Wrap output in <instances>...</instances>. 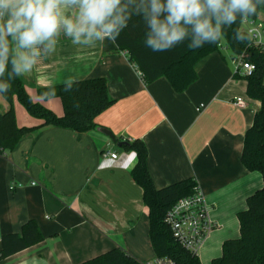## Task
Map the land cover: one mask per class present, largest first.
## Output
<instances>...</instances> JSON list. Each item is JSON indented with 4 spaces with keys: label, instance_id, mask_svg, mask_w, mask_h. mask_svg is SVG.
I'll return each instance as SVG.
<instances>
[{
    "label": "crops",
    "instance_id": "crops-1",
    "mask_svg": "<svg viewBox=\"0 0 264 264\" xmlns=\"http://www.w3.org/2000/svg\"><path fill=\"white\" fill-rule=\"evenodd\" d=\"M258 17L264 20V11ZM224 46L196 63L198 78L182 92L166 77L145 83L127 51L108 40L77 46L61 39L54 54L20 76L33 100L58 116L64 115L62 100L44 99L38 90L69 78L105 77L115 103L95 118L96 127L80 133L43 126L14 101L18 125L37 129L0 154V249L2 236L21 232L30 219L44 239L0 264H80L116 247L141 263L155 257L149 208L132 176L137 153L101 128L117 141L145 143L157 188L196 179L217 224L198 257L209 264L221 256L224 241L240 236L238 213L264 184L262 174L241 161L261 103L248 96L247 80L235 76L233 53ZM235 97L246 107L235 106ZM109 150L119 158L105 157Z\"/></svg>",
    "mask_w": 264,
    "mask_h": 264
},
{
    "label": "trees",
    "instance_id": "trees-1",
    "mask_svg": "<svg viewBox=\"0 0 264 264\" xmlns=\"http://www.w3.org/2000/svg\"><path fill=\"white\" fill-rule=\"evenodd\" d=\"M264 11L258 9L257 18ZM240 27L239 21L232 29H226L224 37L215 44H206L193 51L180 45L167 52H152L143 46L144 25L134 17L115 42L118 50L127 51L130 62L142 73L145 83L166 77L178 92H182L197 80L196 63L215 51L219 44L226 45L233 54L248 50L250 61L256 65L252 74L245 76L247 94L260 101L254 123L247 130L241 156L243 165L250 171H258L264 181V54L244 43L233 39V29ZM235 76L241 77L238 74ZM10 91L1 94L9 108L0 110V146L6 151L13 150L21 138L37 127H20L14 107L17 100L34 117L43 120L42 125H53L86 132L96 127L95 118L110 108L115 99L111 96L105 77L74 80L71 91H64V84L42 87L39 96L44 99L58 97L64 106V115L58 116L42 103L35 102L19 76L10 81ZM54 92V94H52ZM137 153V163L132 170L133 179L143 188V202L149 208V237L155 256L172 258L176 264H202L198 255L185 249L173 236L165 222L169 209L181 198L192 195L198 185L196 179L187 178L163 188H157L148 170V149L139 139L125 146ZM240 236L224 241L221 256L209 264H264V184L247 198V209L238 213ZM43 233L35 219L28 220L21 232L4 234L1 240L0 259L14 255L42 242ZM80 264H142L136 257L120 247L108 250Z\"/></svg>",
    "mask_w": 264,
    "mask_h": 264
},
{
    "label": "clouds",
    "instance_id": "clouds-1",
    "mask_svg": "<svg viewBox=\"0 0 264 264\" xmlns=\"http://www.w3.org/2000/svg\"><path fill=\"white\" fill-rule=\"evenodd\" d=\"M261 7L264 0H0V94L54 54L61 39L77 46L116 42L137 17L145 48L167 52L187 42L193 51L219 42L238 21L247 24ZM233 39L264 44V32L237 27ZM73 83L66 80L64 91Z\"/></svg>",
    "mask_w": 264,
    "mask_h": 264
},
{
    "label": "built area",
    "instance_id": "built-area-1",
    "mask_svg": "<svg viewBox=\"0 0 264 264\" xmlns=\"http://www.w3.org/2000/svg\"><path fill=\"white\" fill-rule=\"evenodd\" d=\"M257 27L264 32V20L250 18L247 24H241V28ZM221 49L225 46L219 44ZM251 48L260 50L264 54V44H253ZM250 53L245 50L232 55L235 74L247 76L253 73L256 65L249 59ZM142 77V73L139 71ZM232 103L240 108L246 107V101L242 97H235ZM204 105H201V107ZM200 109V107L198 108ZM7 151L0 146V154ZM105 157L118 159L119 154L116 151H105ZM165 222L172 230L173 236L185 249L198 255L207 240L210 238L217 224L212 215L211 207L207 201L204 191L197 185L192 195L181 198L167 212ZM142 264H176L170 257L155 256L153 259Z\"/></svg>",
    "mask_w": 264,
    "mask_h": 264
},
{
    "label": "water",
    "instance_id": "water-1",
    "mask_svg": "<svg viewBox=\"0 0 264 264\" xmlns=\"http://www.w3.org/2000/svg\"><path fill=\"white\" fill-rule=\"evenodd\" d=\"M103 133L107 134L108 136L111 137V139L117 143L118 146H124V145H129V141L123 140V141H117V138L113 135V133L107 129V128H101L100 129Z\"/></svg>",
    "mask_w": 264,
    "mask_h": 264
},
{
    "label": "rangeland",
    "instance_id": "rangeland-1",
    "mask_svg": "<svg viewBox=\"0 0 264 264\" xmlns=\"http://www.w3.org/2000/svg\"><path fill=\"white\" fill-rule=\"evenodd\" d=\"M225 53L226 54H230V50H226L225 49ZM232 60H230L231 62ZM232 63V62H231ZM7 105L8 103L6 102V100L3 98V96L0 94V110L5 112L7 110Z\"/></svg>",
    "mask_w": 264,
    "mask_h": 264
}]
</instances>
